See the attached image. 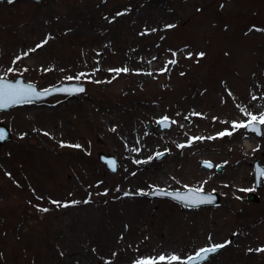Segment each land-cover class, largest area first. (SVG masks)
<instances>
[{"label":"rangeland","instance_id":"374dc122","mask_svg":"<svg viewBox=\"0 0 264 264\" xmlns=\"http://www.w3.org/2000/svg\"><path fill=\"white\" fill-rule=\"evenodd\" d=\"M20 75L39 88L62 81L87 87L71 98L56 94L0 110V123L10 129L0 144V264L45 258L52 263V244L80 264H136L172 254L181 257L174 264H183L201 248L225 241L231 243L199 264H236L231 251L242 211L264 222V181L257 187L254 175L255 161L264 167V135L240 129L229 138L178 145L231 130V122L249 119L243 110L255 114L250 107L264 104V0L2 1L0 76ZM162 116L175 122L171 128L161 129ZM126 127L142 131L152 162L166 172L148 173L143 198L152 209L141 241L128 231L144 228L120 200L121 229L114 234L120 243L104 246L101 194L115 193L99 191L95 174L103 171L122 184L123 155L132 149L115 134ZM243 134L253 136L244 156ZM24 149L37 152L35 167L8 157ZM100 151L117 158L116 171L99 158ZM158 152L166 155L158 158ZM203 160L214 167L203 166ZM22 169L41 176L23 178ZM201 185L219 194L217 204L186 207L148 195L154 188ZM254 187L257 200L240 191ZM257 253L264 261V251Z\"/></svg>","mask_w":264,"mask_h":264},{"label":"bare ground","instance_id":"6f19581e","mask_svg":"<svg viewBox=\"0 0 264 264\" xmlns=\"http://www.w3.org/2000/svg\"><path fill=\"white\" fill-rule=\"evenodd\" d=\"M258 105L250 107L251 111L255 114L259 115L264 112V104L260 101L257 102ZM35 109V108H34ZM33 109V114L30 115V118H34L35 110ZM35 131V130H31ZM116 137L119 139L120 143L124 144L125 147L131 148L132 151H126L123 155L124 158V175L122 184H118L115 181H112L106 173L97 172L95 174V180L99 186V191H109L111 189L115 194H101L100 204L103 207L102 210V224H101V242L104 246H109L114 244L117 246L120 243V240L117 241L114 239V234L118 236L120 234L121 222L118 211V203L120 200H126V209L132 214L135 219L139 223V227H143L144 229H132L128 231L129 234L134 237L137 241H141L142 237L140 234L145 230V225L148 224L147 217L151 215V204L147 203L143 195L138 194L141 190L145 191V186L149 183L150 185V177L148 176L152 174H156V172L160 171L162 174L165 173V168H158L152 162V153L153 149L148 144V141L145 139L142 131L132 128H125L119 132H116ZM228 137L229 136H225ZM253 141V136L251 134H243L239 143V147L241 148L242 156L249 154L251 148L249 147V143ZM264 154V150H263ZM37 152L35 151H26V149L22 150L20 153H16L12 151L9 153V158L13 161L19 162V165L22 167L33 168L36 166L38 161ZM5 156V155H4ZM136 161H141V163H136ZM238 163V161H236ZM1 166L3 168L1 174L2 177H6L9 175L6 170L7 163L3 159L1 162ZM238 169L236 170V174ZM240 173V172H239ZM21 177L30 179L33 177H40V173L37 170L30 169H22ZM19 175V176H20ZM138 182L137 186L134 184H129V181ZM129 193V195H125V193ZM244 214V220L239 224V229L237 231L236 240L232 244L231 251V260L236 264H264L263 259L258 256L256 251L260 249L264 245V222L257 223L253 216L247 211H242ZM134 220V218H133ZM123 236V237H122ZM159 238L160 232L158 233ZM124 234L121 235L120 239L125 241ZM51 252H47V254H55L54 261L50 263L47 258L43 261L41 259H37L31 261L30 264H80L78 260L71 259L66 256V253L63 249L57 248L52 244ZM251 249L252 251H249ZM69 253V251H68ZM160 264H165L160 262Z\"/></svg>","mask_w":264,"mask_h":264},{"label":"snow or ice","instance_id":"6c2138e0","mask_svg":"<svg viewBox=\"0 0 264 264\" xmlns=\"http://www.w3.org/2000/svg\"><path fill=\"white\" fill-rule=\"evenodd\" d=\"M11 2V0H9ZM117 15H122V13H118ZM167 27H173L172 25H169ZM47 40H44L41 44L37 45V48L43 47V44H46ZM31 52H34L35 49H31ZM24 56H27L28 53H24ZM191 56V54H189ZM199 56L203 57L204 53H199ZM22 57H17V59H21ZM176 61L172 60L169 61L168 63L174 64ZM9 71H14L13 69H9ZM110 71L114 72H127L128 69H110ZM162 71H167V68L163 69ZM149 75L151 73H148ZM84 74H80V76H83ZM80 76H77L76 79H79ZM68 79H73L72 77H68ZM57 92H68V93H73V92H83L84 88L83 87H62V88H56L54 89ZM50 94L49 89H44L42 91H38L36 87L32 84H24L22 82H16V83H11L7 82L4 77H0V109L2 108H7L15 104H23V103H31L34 99H38L41 96L48 95ZM255 99V97H253ZM244 114L249 117L247 121H240L236 122L233 121L231 122V130L226 129L225 131L217 133L216 137H191L187 144H181L178 145L180 148H184L186 146H191V144L197 140H203V139H216L217 137L223 138L225 136L231 137L234 132L239 131L240 129H245L252 131L256 133L257 135H264V131L261 130V126L264 125V112L260 113L259 115L257 114H252L247 112L246 110H243ZM194 115H200L198 113H193ZM159 123L164 126V127H169V118L164 117L162 118ZM172 123H175L174 121ZM227 123V122H225ZM47 135V133H46ZM5 132L4 130L0 129V140L5 139ZM62 147L68 146V147H75V148H80V145H64L63 143L61 144ZM259 147V146H258ZM157 157L163 155V153H157ZM151 159V158H150ZM109 165L115 170V162L114 161H108ZM136 163H141V161H136ZM204 166L207 168H212L214 165L209 162L205 161L203 162ZM219 167V166H216ZM255 181H256V186H259L262 181H264V168H257L256 169V176H255ZM188 190L187 192H168L163 189H156L152 194L154 195H168L172 196L178 201L184 203L186 207H198L202 204H211L214 203L215 197L212 194H205L203 186L201 185L200 187L196 188H189L188 186H185ZM215 191V190H213ZM242 192H252L255 191V187L252 189H240ZM138 194L144 195L147 193H144L143 190H141ZM125 195H129V193H125ZM87 202V201H86ZM54 204H58L60 202L58 201H52ZM73 204L79 203L78 201H73ZM67 207L68 205L65 204L63 205ZM42 211L47 212L48 209H42ZM211 239V237H209ZM231 243V241H225L224 244H212L211 246L201 248L195 256H189L187 258V261L183 262V264H196V262L204 261L206 260L211 254L216 253L219 249L225 247L227 244ZM249 251H252L249 249ZM256 251H264V249H257ZM181 257L172 254L170 256H164L161 255L158 258H147V259H142L136 262V264H160V262H167V264H174V262H180Z\"/></svg>","mask_w":264,"mask_h":264},{"label":"water","instance_id":"95a60500","mask_svg":"<svg viewBox=\"0 0 264 264\" xmlns=\"http://www.w3.org/2000/svg\"><path fill=\"white\" fill-rule=\"evenodd\" d=\"M0 1H5V0H0ZM34 1H41V0H34ZM1 77V76H0ZM5 78V80L7 81V82H11V83H16V82H22V83H24V84H32V85H34L35 87H36V89L38 90V91H42V90H44V89H49L50 90V94H48V95H44V96H41V97H39L38 99H44V98H47V97H49V96H51V95H53V94H57V93H62V94H69L70 95V97H72V96H75V95H77V94H79V93H81V92H73V93H68V92H63V91H61V92H57V91H55L54 89H56V88H62V87H69V88H71V87H83L84 88V91L86 90V85L84 84V83H81V82H78V81H70V82H59L58 84H54V85H51V86H49V87H47V88H39L36 84H34V83H32V82H29V81H26V80H24V78H23V76H17L15 79H10V78H6V77H4ZM34 100H37V99H34ZM24 104V103H23ZM16 105H20V104H15V105H12V106H10V107H7V108H2V109H0V110H8L9 108H11V107H13V106H16ZM164 117H167V116H164ZM164 117H162V118H164ZM162 118H160L159 120H158V122L162 119ZM169 118V117H168ZM160 124V123H159ZM148 125V127H149V124H147ZM169 127H164V126H162L161 124H160V127H161V129H169V128H171V126H172V121H171V118H169ZM0 129H2V130H4V132H5V134H6V136H5V139H3V140H0V144L1 143H3L5 140H7V139H9V137H10V129L5 125V124H3V123H0ZM249 131V130H248ZM166 155V153L164 152L163 153V155H161V156H159L158 158H163L164 156ZM99 158L112 170V171H116L117 170V167H118V161H117V158L113 155V154H105L104 152H99ZM108 161H114L115 162V165H116V167H115V170H113V168L109 165V163H108ZM205 161H208V160H203L202 162H201V164L202 165H204L203 164V162H205ZM210 162V161H209ZM212 163V162H211ZM213 164V163H212ZM254 167H255V176H256V169L259 167V168H264L261 164H259V162L258 161H255L254 162ZM218 169L220 170L221 169V166H219L218 167ZM258 187V186H257ZM190 188V187H189ZM156 189H160V188H154L151 192H149V196L150 197H153V198H157V197H161V198H164V197H169V198H171V199H173V200H175V201H177V202H180V201H178L177 199H175L174 197H172V196H168V195H154V194H152ZM163 190H165V189H163ZM187 188L186 189H183V190H180V189H173V190H165V191H168V192H176V191H179V192H187ZM204 193L205 194H212L214 197H215V200H214V203H211V204H202V205H213V204H217L218 202H219V200H220V196H219V194L217 193V192H206V191H204ZM249 199H251V200H257V196H256V194L254 193V192H251L250 193V195H249ZM180 203H182V202H180ZM184 204V203H183ZM201 206V205H200ZM214 254V253H213ZM196 255V254H195ZM195 255H192V256H195ZM212 255V254H211ZM210 255V256H211ZM209 258V257H208ZM207 258V259H208ZM186 261H187V259H186ZM205 261V260H204ZM201 262H203V261H200V262H196V264H199V263H201Z\"/></svg>","mask_w":264,"mask_h":264}]
</instances>
